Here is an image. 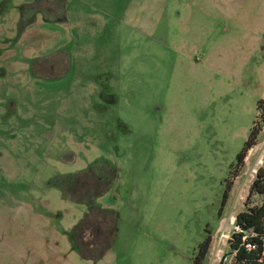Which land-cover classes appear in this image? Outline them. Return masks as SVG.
Masks as SVG:
<instances>
[{"label":"rangeland","instance_id":"obj_1","mask_svg":"<svg viewBox=\"0 0 264 264\" xmlns=\"http://www.w3.org/2000/svg\"><path fill=\"white\" fill-rule=\"evenodd\" d=\"M263 158L264 0H0V264H195Z\"/></svg>","mask_w":264,"mask_h":264},{"label":"trees","instance_id":"obj_2","mask_svg":"<svg viewBox=\"0 0 264 264\" xmlns=\"http://www.w3.org/2000/svg\"><path fill=\"white\" fill-rule=\"evenodd\" d=\"M258 134L259 131L252 126L242 149L236 155L235 164L231 167V170L236 167L237 164L243 162L247 150L257 141ZM229 186V178H227L226 190L223 195L224 202L229 192ZM235 223L239 226L241 231L233 233L228 240V244L232 250H237L234 259L238 264H241L243 260L251 261L256 257V254L261 250V241L264 239V158L261 165L256 169L251 183L248 185L247 194L243 202V209L235 215ZM244 231L255 234V237L251 238V240L257 244L255 250L246 251L242 245L241 237ZM210 237L211 234H208L198 245V254L194 259L195 264H204L206 262L211 242Z\"/></svg>","mask_w":264,"mask_h":264},{"label":"built area","instance_id":"obj_3","mask_svg":"<svg viewBox=\"0 0 264 264\" xmlns=\"http://www.w3.org/2000/svg\"><path fill=\"white\" fill-rule=\"evenodd\" d=\"M228 224L230 227H227L226 231H221V230H225V229H221V230L218 229L217 230L216 233L218 236V243L217 244L211 243L212 245H210L209 249H211L213 252L215 251V252L220 253L221 249L219 248V246L220 245H226L228 247L227 252H229V254H227L225 256V258L223 259V264H238L234 259V256H235L237 250H232L229 247L228 240L231 238V235L233 233L240 232L241 230H240L239 226L235 223V219L233 217L230 218ZM252 237H255L254 233L250 234L249 232L244 231L242 234L241 242H242V245L244 246L246 251H252V250H255L257 248V244L251 240ZM213 252L210 253V256H212ZM224 254H222V255H224ZM208 255H209V250H208ZM222 255H221V257H222ZM221 257L219 258V261H220ZM219 261H218V263H219ZM241 264H264V239H262V241H261V250L256 254V257L253 258L251 261L243 260L241 262Z\"/></svg>","mask_w":264,"mask_h":264},{"label":"crops","instance_id":"obj_4","mask_svg":"<svg viewBox=\"0 0 264 264\" xmlns=\"http://www.w3.org/2000/svg\"><path fill=\"white\" fill-rule=\"evenodd\" d=\"M102 6H104L103 4H102ZM105 7V6H104ZM106 9H107V11L109 10V11H111V8H107V7H105ZM69 12V11H68ZM79 14H82V15H84L82 12H80L78 9H76L75 8V5H73V12H72V20H80L78 17H80V15Z\"/></svg>","mask_w":264,"mask_h":264},{"label":"water","instance_id":"obj_5","mask_svg":"<svg viewBox=\"0 0 264 264\" xmlns=\"http://www.w3.org/2000/svg\"><path fill=\"white\" fill-rule=\"evenodd\" d=\"M227 254H229V252H226L224 255H222V257H221V259H220V261H219L218 264H223V259L225 258V256H226Z\"/></svg>","mask_w":264,"mask_h":264}]
</instances>
